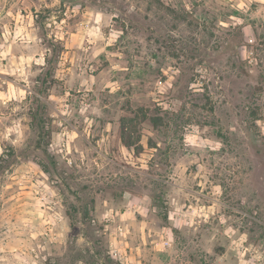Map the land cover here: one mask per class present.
<instances>
[{
  "label": "rangeland",
  "instance_id": "374dc122",
  "mask_svg": "<svg viewBox=\"0 0 264 264\" xmlns=\"http://www.w3.org/2000/svg\"><path fill=\"white\" fill-rule=\"evenodd\" d=\"M0 264H264V0H0Z\"/></svg>",
  "mask_w": 264,
  "mask_h": 264
},
{
  "label": "trees",
  "instance_id": "16d2710c",
  "mask_svg": "<svg viewBox=\"0 0 264 264\" xmlns=\"http://www.w3.org/2000/svg\"><path fill=\"white\" fill-rule=\"evenodd\" d=\"M81 6H84V3H81L80 4ZM37 20V19H36ZM37 22H38V20H37ZM38 26L39 27H41V28H43V25L41 24V23H38ZM61 50H63V48L61 47H59V48H57L56 46L55 47H53V52L54 51H57V54L59 55V53L61 52ZM47 63L51 66V70H52V73L53 72H55L56 70H57V65H58V60L56 59H54V57H51V58H47ZM41 166H43V164L41 163L40 164ZM44 167V166H43ZM45 171H46V168L44 167L43 168ZM153 202H156V204L157 205H159V206H162L163 205V203H164V200L162 199V196L161 195H157V196H153ZM162 204V205H161ZM163 207V206H162ZM167 214V213H166ZM165 214V215H166ZM166 218H167V215H166ZM173 231L174 232H176L177 231V228H173Z\"/></svg>",
  "mask_w": 264,
  "mask_h": 264
}]
</instances>
